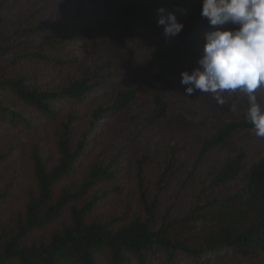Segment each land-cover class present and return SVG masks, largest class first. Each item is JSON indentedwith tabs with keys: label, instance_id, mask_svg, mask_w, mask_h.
Wrapping results in <instances>:
<instances>
[{
	"label": "trees",
	"instance_id": "1",
	"mask_svg": "<svg viewBox=\"0 0 264 264\" xmlns=\"http://www.w3.org/2000/svg\"><path fill=\"white\" fill-rule=\"evenodd\" d=\"M160 7L194 49L214 30L201 0H122L87 20L0 0V264H264V145L248 146L234 103L171 121L199 92L136 62L142 38L172 42Z\"/></svg>",
	"mask_w": 264,
	"mask_h": 264
},
{
	"label": "clouds",
	"instance_id": "2",
	"mask_svg": "<svg viewBox=\"0 0 264 264\" xmlns=\"http://www.w3.org/2000/svg\"><path fill=\"white\" fill-rule=\"evenodd\" d=\"M157 13L163 35L178 36L184 25L175 12L160 7ZM200 15L214 30L204 35L198 66L180 73L184 96L208 93L223 105L225 93L244 94L246 118L264 138V106L257 97L264 90V0H201Z\"/></svg>",
	"mask_w": 264,
	"mask_h": 264
},
{
	"label": "rangeland",
	"instance_id": "3",
	"mask_svg": "<svg viewBox=\"0 0 264 264\" xmlns=\"http://www.w3.org/2000/svg\"><path fill=\"white\" fill-rule=\"evenodd\" d=\"M61 5L66 6L71 3V10L73 15H77L80 19H94L101 15H107L113 10L115 5L122 0H59ZM77 11H79L77 13ZM171 43L166 46L160 36H153L152 38H142L140 42L135 46L136 55L140 54L138 63L144 64H160L168 68L174 67L180 76L182 71H191L197 67V60L202 51L200 46L194 49L192 46L186 45L181 42L177 36L171 37ZM111 44V41H108ZM258 101L264 106V90L257 93ZM225 103L223 105L218 104L208 93H199L196 99L195 107H187L183 105L179 107L176 103H173V114L171 121L189 127L186 120L191 119L195 124L201 117L205 120L212 116L224 113L229 104L234 103L237 109L243 110L248 108L247 97L242 93L224 94ZM189 118V119H188ZM197 119V120H196ZM196 120V121H195ZM245 137V138H244ZM245 140H248V146L255 149L261 145H264V138L258 137L254 132L247 133L243 136ZM232 149L233 143L228 144ZM180 209H186L182 204H179Z\"/></svg>",
	"mask_w": 264,
	"mask_h": 264
}]
</instances>
